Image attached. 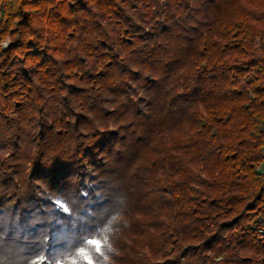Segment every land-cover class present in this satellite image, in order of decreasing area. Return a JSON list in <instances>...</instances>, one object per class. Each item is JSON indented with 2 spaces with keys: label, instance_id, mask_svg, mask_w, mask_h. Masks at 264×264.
<instances>
[{
  "label": "trees",
  "instance_id": "1",
  "mask_svg": "<svg viewBox=\"0 0 264 264\" xmlns=\"http://www.w3.org/2000/svg\"><path fill=\"white\" fill-rule=\"evenodd\" d=\"M55 262L264 264V0H0V264Z\"/></svg>",
  "mask_w": 264,
  "mask_h": 264
},
{
  "label": "snow or ice",
  "instance_id": "2",
  "mask_svg": "<svg viewBox=\"0 0 264 264\" xmlns=\"http://www.w3.org/2000/svg\"><path fill=\"white\" fill-rule=\"evenodd\" d=\"M97 243H98V241H97V240H95V239L91 241V244H92V245H96ZM97 251H99V249H98V248H97Z\"/></svg>",
  "mask_w": 264,
  "mask_h": 264
},
{
  "label": "rangeland",
  "instance_id": "3",
  "mask_svg": "<svg viewBox=\"0 0 264 264\" xmlns=\"http://www.w3.org/2000/svg\"><path fill=\"white\" fill-rule=\"evenodd\" d=\"M6 43H7L6 40H4V41L2 42L3 45H5Z\"/></svg>",
  "mask_w": 264,
  "mask_h": 264
},
{
  "label": "built area",
  "instance_id": "4",
  "mask_svg": "<svg viewBox=\"0 0 264 264\" xmlns=\"http://www.w3.org/2000/svg\"><path fill=\"white\" fill-rule=\"evenodd\" d=\"M54 264H62L61 262H55Z\"/></svg>",
  "mask_w": 264,
  "mask_h": 264
}]
</instances>
